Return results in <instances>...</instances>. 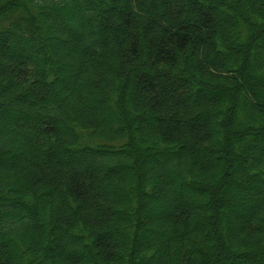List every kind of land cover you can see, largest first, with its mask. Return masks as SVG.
Here are the masks:
<instances>
[{
    "label": "trees",
    "instance_id": "obj_1",
    "mask_svg": "<svg viewBox=\"0 0 264 264\" xmlns=\"http://www.w3.org/2000/svg\"><path fill=\"white\" fill-rule=\"evenodd\" d=\"M0 264H264V0H0Z\"/></svg>",
    "mask_w": 264,
    "mask_h": 264
},
{
    "label": "rangeland",
    "instance_id": "obj_2",
    "mask_svg": "<svg viewBox=\"0 0 264 264\" xmlns=\"http://www.w3.org/2000/svg\"><path fill=\"white\" fill-rule=\"evenodd\" d=\"M56 165H58V163H57V161H53ZM71 163H72V167L74 168V167H79V163L77 162V161H71Z\"/></svg>",
    "mask_w": 264,
    "mask_h": 264
}]
</instances>
